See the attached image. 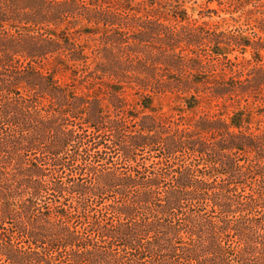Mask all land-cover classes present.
Wrapping results in <instances>:
<instances>
[{
  "label": "trees",
  "instance_id": "obj_1",
  "mask_svg": "<svg viewBox=\"0 0 264 264\" xmlns=\"http://www.w3.org/2000/svg\"><path fill=\"white\" fill-rule=\"evenodd\" d=\"M216 1L0 0V264H264V0Z\"/></svg>",
  "mask_w": 264,
  "mask_h": 264
},
{
  "label": "rangeland",
  "instance_id": "obj_2",
  "mask_svg": "<svg viewBox=\"0 0 264 264\" xmlns=\"http://www.w3.org/2000/svg\"><path fill=\"white\" fill-rule=\"evenodd\" d=\"M188 9L190 14L192 15L193 19L199 20V22L207 21L210 23H218L222 28H227L228 26H233L235 24L232 17H235L237 19H240V21H244L247 17V12H234L230 13L225 9H228L227 4L219 5L216 0H188ZM249 16V15H248ZM61 77L63 82H68L70 80L69 73L60 72L58 75ZM129 98L131 101L135 102L137 99L136 96L129 95ZM180 101L177 99L175 95H161L156 96L154 98V105L158 108H160L162 111L166 113H176L174 108L178 106ZM204 109L205 111L215 112L218 113L219 111L224 113V115H227V113H230L231 111L235 110V107L232 106L230 103H228L225 107L222 106H212L203 104L202 108L198 110V113ZM195 113L193 111L184 113L187 117H190L194 115Z\"/></svg>",
  "mask_w": 264,
  "mask_h": 264
}]
</instances>
